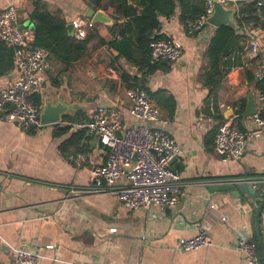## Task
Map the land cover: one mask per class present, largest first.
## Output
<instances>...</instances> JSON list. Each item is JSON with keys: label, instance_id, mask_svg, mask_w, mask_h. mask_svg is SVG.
I'll use <instances>...</instances> for the list:
<instances>
[{"label": "crops", "instance_id": "crops-1", "mask_svg": "<svg viewBox=\"0 0 264 264\" xmlns=\"http://www.w3.org/2000/svg\"><path fill=\"white\" fill-rule=\"evenodd\" d=\"M35 2L46 4L67 25L84 19L87 33L96 28L105 40L114 38L110 30L117 20L113 0H106L100 9L109 22H93L87 16L91 8L87 0H0V11L14 4L23 11L21 25L29 27ZM258 16L264 49L263 8ZM161 21L160 32L182 43L178 61L159 62L160 68L147 75L124 58L117 59L114 49L99 45L93 37L78 60L69 61L61 49L50 53V67L43 72L44 81L34 96H40L41 110L47 106L66 110L59 122L26 130L8 121L0 109V264H12L9 245L22 244L36 245L48 257L58 258H44L36 264H248L233 242L238 232L252 235L255 231L258 201L244 194L213 193L209 185L264 174V135L249 141L240 159H223L214 150L218 124L228 119L244 128L250 122V116L243 114L249 94L260 104L264 84L254 77L260 60L252 55L243 25L239 26L238 38L222 57L221 85L211 95L203 74L209 69L206 50L216 27L208 25L191 36L178 12ZM1 41L0 64L6 67L12 62L14 66L0 70V87L17 74L11 46ZM124 73L132 78L130 83L137 80L151 92L160 111L159 119L147 123L186 148L171 163L182 184L176 205L129 209L115 193L95 192L91 170L104 163L107 153L96 134L79 146L86 156L81 165L69 158L78 153L76 148L70 147L69 156L61 150L75 134H84L74 124L89 119L98 106H106L123 127L136 124ZM124 183L122 178L116 185ZM202 227L213 244L180 249V240ZM261 230L264 238V211Z\"/></svg>", "mask_w": 264, "mask_h": 264}, {"label": "built area", "instance_id": "built-area-1", "mask_svg": "<svg viewBox=\"0 0 264 264\" xmlns=\"http://www.w3.org/2000/svg\"><path fill=\"white\" fill-rule=\"evenodd\" d=\"M224 6L235 7L238 14L242 3L255 2L258 9L264 7V0H219ZM205 12L196 19L182 23L187 34L195 36L209 24L208 17L214 11V0H204ZM74 36L84 39L87 36L84 19L72 22ZM243 30L254 57L260 63L254 70L256 80L264 84V49L261 48L262 28L257 22L243 23ZM160 34H163L160 32ZM0 38L15 50L14 62L16 77L0 87V109L5 111L8 121L20 128L37 129L41 122V106L30 101L39 92L44 81L43 72L50 67V52L34 44V31L30 26H22L18 9L8 4L0 11ZM183 55L182 43L168 35L154 36L150 43V58L153 63L176 62ZM131 101L130 113L136 119L133 126L123 127L119 118L106 106H98L91 117L85 121L73 123L84 131L83 142L96 134L107 150L104 163L91 170L95 182V192L115 193L121 203L129 209H137L153 204L162 206L176 205L180 201L181 180L171 163L186 153V148L169 133L152 128L147 121L160 118V111L154 105L151 93L142 87L126 90ZM261 110L250 116V122L239 128L231 120H222L217 127L214 150L223 159H240L249 141L264 135V87L260 95ZM71 159L81 165L86 159L78 152ZM126 183L116 185L119 179ZM248 182L254 188L264 184V174L256 177H243L232 181ZM213 244L205 228L189 237L182 238L179 247L182 250H195ZM52 245L49 244V247ZM248 264H261L256 243L251 235L243 230L236 234L233 242ZM12 264H36L48 257L40 248L32 244L9 245Z\"/></svg>", "mask_w": 264, "mask_h": 264}, {"label": "trees", "instance_id": "trees-1", "mask_svg": "<svg viewBox=\"0 0 264 264\" xmlns=\"http://www.w3.org/2000/svg\"><path fill=\"white\" fill-rule=\"evenodd\" d=\"M87 2L91 8L98 11L106 0H87ZM262 8L264 9V7ZM258 11L255 2L242 3L238 14H236L239 26L241 27L245 22H257L259 20ZM113 12L117 15L116 23L110 28L114 35L113 39L105 40L98 35L96 28H93L88 31L84 39L77 40L74 36L69 35L66 21L54 16L46 4L35 2L34 10L29 13V19L34 23V44L47 49L50 53L61 49L63 55L69 61H73L85 55L88 43L93 37H97L99 45H107L108 48L119 53L117 59L124 58L130 64L137 66L139 70H146L145 74L149 75L160 68L159 63L151 61L150 43L154 36H164V34H160L161 17L170 18L178 12L182 23L188 19H196L204 14L205 2L204 0H113ZM121 19L124 21H118ZM237 38L238 34L234 28L223 26L215 28L209 40L206 50L209 69L204 72L203 81L209 87L211 95L220 87L224 77L222 57L227 54ZM10 52L15 55L13 47H10ZM70 52H73V55H68ZM13 66L12 62H9L6 67L0 64V70H9ZM123 79L127 82L128 88L142 87L146 89L145 86H140L137 80L130 83L132 78L128 73H124ZM30 101L41 106L39 95H33ZM68 118L70 122H76L72 117ZM83 138L84 134L80 131L64 142L61 145L63 154L69 156L68 150L71 146L76 148V152H79ZM71 156L73 154L69 158ZM257 193V197H264V184L259 185ZM251 238L257 245L254 232ZM261 264H263L262 260Z\"/></svg>", "mask_w": 264, "mask_h": 264}, {"label": "water", "instance_id": "water-1", "mask_svg": "<svg viewBox=\"0 0 264 264\" xmlns=\"http://www.w3.org/2000/svg\"><path fill=\"white\" fill-rule=\"evenodd\" d=\"M19 16L21 17L23 11L18 10ZM236 9L235 7H227L224 6L219 0H214V11L208 17V23L216 28H220L223 26H229L236 30L238 33L239 24L235 19ZM87 16L92 19L93 22H109L110 20L107 18L106 14L102 10L95 11L93 8H89L87 11ZM22 26H24L22 24ZM30 28L34 29V24L31 23ZM68 31L70 36H74V27L73 24H68ZM117 54H119L116 50H114ZM259 105L256 101V97L253 93H250L247 99L246 108L243 111V114L246 116H251L257 112ZM66 112V110H56L52 106L44 107L41 110V122L42 124L47 123H56L61 119L62 114ZM209 189L211 192H230L235 197H240V195L244 194L246 196H250L254 201H258L257 209L255 211V238L257 242L258 251L260 254V258L264 264V238L261 230V217L264 211V197L260 200L257 199L258 189L254 188L250 183H234V182H220V183H212L209 185ZM247 193V194H245Z\"/></svg>", "mask_w": 264, "mask_h": 264}]
</instances>
